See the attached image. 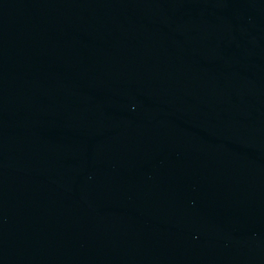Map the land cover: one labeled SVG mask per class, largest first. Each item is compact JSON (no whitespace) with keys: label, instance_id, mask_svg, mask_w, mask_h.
Segmentation results:
<instances>
[{"label":"water","instance_id":"obj_1","mask_svg":"<svg viewBox=\"0 0 264 264\" xmlns=\"http://www.w3.org/2000/svg\"><path fill=\"white\" fill-rule=\"evenodd\" d=\"M0 264H264V0H0Z\"/></svg>","mask_w":264,"mask_h":264}]
</instances>
